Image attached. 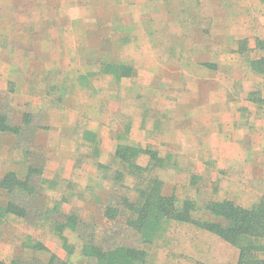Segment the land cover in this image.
Returning <instances> with one entry per match:
<instances>
[{
  "label": "rangeland",
  "instance_id": "374dc122",
  "mask_svg": "<svg viewBox=\"0 0 264 264\" xmlns=\"http://www.w3.org/2000/svg\"><path fill=\"white\" fill-rule=\"evenodd\" d=\"M261 41L264 0H0V115L21 130L0 133V181L40 171L29 218L0 220V260L90 264L82 235L141 246L124 202L155 178L165 196L192 200L196 221L218 220L211 203H259ZM120 147L141 150L134 164L147 170ZM9 201L0 189V207ZM110 207L123 214L111 221ZM68 217L79 220L63 233L73 254L56 229ZM145 248L148 264L240 257L192 222H170Z\"/></svg>",
  "mask_w": 264,
  "mask_h": 264
},
{
  "label": "trees",
  "instance_id": "16d2710c",
  "mask_svg": "<svg viewBox=\"0 0 264 264\" xmlns=\"http://www.w3.org/2000/svg\"><path fill=\"white\" fill-rule=\"evenodd\" d=\"M259 46L264 50V41H261ZM254 65L258 72L264 74V57L256 61ZM19 131H21L19 128L8 123L6 116L0 115V133H19ZM140 151L120 147L118 154L123 162L129 163L135 171L143 173L147 169L134 164ZM39 172L30 167L24 180L20 179L14 171H9L2 177L0 189L8 192L10 201L6 207H0V220L10 216L23 220L29 218V210L23 204L26 198L35 194L36 188L32 183V177ZM162 185L157 178L151 179L145 189L139 190L140 197L136 201L125 200L124 202L128 214L126 225L138 234L143 248L130 245L105 248L98 244L94 237L88 238L82 235V256L90 264H148L149 253L145 247L152 245L170 222H192L196 223L200 229L209 231L236 247L240 251L238 264H264V198L251 209L239 207L231 201L211 203V213L218 220L196 221L193 218L195 204L192 200L180 204L175 195L165 196L162 193ZM122 214L112 207L106 210V217L111 221L116 220ZM78 225V218L68 217L56 228L71 254L74 253V248L67 244L63 233L67 228L79 232ZM38 247L48 251L43 245ZM0 264H24V262L18 259L11 262L0 260ZM196 264L204 263L197 262Z\"/></svg>",
  "mask_w": 264,
  "mask_h": 264
},
{
  "label": "crops",
  "instance_id": "0c3cea01",
  "mask_svg": "<svg viewBox=\"0 0 264 264\" xmlns=\"http://www.w3.org/2000/svg\"><path fill=\"white\" fill-rule=\"evenodd\" d=\"M148 48H149V46H148V44H146V45H145V49L148 50ZM44 96H45V95H43V97H44ZM36 100H37V99H36ZM52 113H53V112H50V115H52Z\"/></svg>",
  "mask_w": 264,
  "mask_h": 264
}]
</instances>
